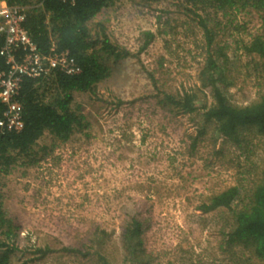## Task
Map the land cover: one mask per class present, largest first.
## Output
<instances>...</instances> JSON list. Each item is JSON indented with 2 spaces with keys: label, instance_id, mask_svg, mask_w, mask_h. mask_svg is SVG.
Here are the masks:
<instances>
[{
  "label": "rangeland",
  "instance_id": "1",
  "mask_svg": "<svg viewBox=\"0 0 264 264\" xmlns=\"http://www.w3.org/2000/svg\"><path fill=\"white\" fill-rule=\"evenodd\" d=\"M182 4L121 0L90 24L95 35L103 25L110 42L133 56L112 59V76L95 93L74 94L83 129L66 143L46 133L34 155L0 175V256L7 253L9 264H103L101 257L140 264L123 243L135 217L144 222V264H264L227 245V210L199 209L232 187L244 196L264 168L263 139L248 134L238 149L217 141L213 127L199 138L201 116L160 104L165 95L193 92L199 106L212 104L199 79L208 57L204 33ZM248 12L219 14L209 24L212 51L224 49L229 58L227 96L236 106L264 94L263 62L242 49L263 35L260 14ZM145 32L156 39L140 52ZM41 250L50 253L41 258Z\"/></svg>",
  "mask_w": 264,
  "mask_h": 264
},
{
  "label": "trees",
  "instance_id": "2",
  "mask_svg": "<svg viewBox=\"0 0 264 264\" xmlns=\"http://www.w3.org/2000/svg\"><path fill=\"white\" fill-rule=\"evenodd\" d=\"M6 1L12 7L29 9L25 27L39 53L50 55L56 44L58 51L71 54L81 68V73L74 76L58 73L51 82L24 79L18 101L24 107L25 129L19 134H2L0 131V175L12 173V167L22 157L34 155L33 148L46 133L66 143L83 129V118L72 109L74 94L95 93L98 85L112 76L109 65L112 59L117 63L133 56L125 48L110 42L103 25H97L101 29L96 35L90 27L100 14L115 7L121 0H76L74 5L56 0ZM184 4L186 13L198 18L204 33L208 57L199 79L202 88L210 90L212 104L208 106L206 102L199 106L197 92L176 97L165 95L160 104L166 109L170 108L171 112L177 111V114L201 116L204 126L198 134L199 138L206 135L209 127H213L217 141L223 140L242 149L249 134L263 139L264 151V94L258 101L246 106H236L230 102L227 91L233 83L226 70L229 58L224 49L212 51L216 35L214 29L209 28L210 22L219 14L227 17L232 11H256L261 16L263 35L253 38L250 43H244L242 49L248 56L258 57L264 66V0H184ZM143 37L144 44L140 52L148 49L155 41L156 34L145 32ZM3 47L4 36L0 34V75L9 71L6 58L1 56ZM22 55V51L17 53L19 59ZM47 93H51L48 98ZM5 110V106L0 103V116ZM262 161L264 167V158ZM36 163V159L30 161L31 166ZM241 193L240 186L229 188L208 198L199 209L204 214L227 210L232 217L230 230L224 233L228 239L227 245L240 247L264 263V168L260 178L253 182L249 190H245L244 196ZM237 202L242 204L239 206ZM143 228V219L135 217L123 237L130 261L140 264L145 261L142 258L145 255ZM6 237L11 238V231ZM39 253L43 258L50 250H41ZM100 261L108 264L104 257ZM0 264H9L7 253L0 256Z\"/></svg>",
  "mask_w": 264,
  "mask_h": 264
},
{
  "label": "built area",
  "instance_id": "3",
  "mask_svg": "<svg viewBox=\"0 0 264 264\" xmlns=\"http://www.w3.org/2000/svg\"><path fill=\"white\" fill-rule=\"evenodd\" d=\"M44 2L46 0H43ZM74 5L76 0H56ZM27 7H12L6 0H0V34L4 36L1 56L6 58L9 71L0 75V103L5 112L0 116L2 134H19L25 129L24 107L18 101L24 79L51 82L58 73L74 76L81 68L68 51H58L53 45L48 56L39 53L25 27ZM23 52L19 59L17 53Z\"/></svg>",
  "mask_w": 264,
  "mask_h": 264
}]
</instances>
